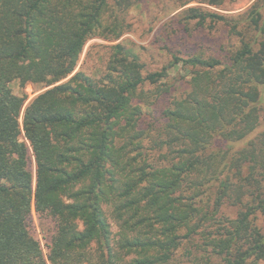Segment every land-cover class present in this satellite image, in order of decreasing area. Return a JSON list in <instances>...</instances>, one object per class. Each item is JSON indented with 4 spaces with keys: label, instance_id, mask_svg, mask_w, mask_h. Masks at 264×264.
I'll list each match as a JSON object with an SVG mask.
<instances>
[{
    "label": "trees",
    "instance_id": "trees-1",
    "mask_svg": "<svg viewBox=\"0 0 264 264\" xmlns=\"http://www.w3.org/2000/svg\"><path fill=\"white\" fill-rule=\"evenodd\" d=\"M131 4L0 0V264L264 259V130L246 140L259 125L264 86L259 8L251 7L247 35L224 60L174 57L143 76L142 63L118 43L104 46L100 76L75 71L89 39L117 40L128 31ZM209 17L225 19L182 10L184 21ZM177 67L190 74L186 90L162 121L144 126L147 99L171 91L162 81ZM12 81L39 92L25 104ZM225 207L236 210L234 218L221 214ZM32 211L41 229L42 219L53 225L41 233L46 254L30 232Z\"/></svg>",
    "mask_w": 264,
    "mask_h": 264
},
{
    "label": "rangeland",
    "instance_id": "rangeland-1",
    "mask_svg": "<svg viewBox=\"0 0 264 264\" xmlns=\"http://www.w3.org/2000/svg\"><path fill=\"white\" fill-rule=\"evenodd\" d=\"M131 1L132 4L127 14V22L130 24L128 31L117 40L111 38L107 40L102 38L89 39L79 56L75 71L80 69L95 78L100 76L107 59V50L104 46L118 43H121L142 63L143 76L160 71L163 67L168 66L174 57L186 59L198 55L201 57L214 56L224 60L227 55L239 48L241 37L247 35L249 22H247L246 18L253 5L259 8V24L264 27V0ZM107 2L111 3L112 0H107ZM211 2L218 3V5L210 4ZM184 3H187L185 7L180 8ZM187 7H196L203 12L223 16L225 19L218 20L215 17H209L202 23L197 20L184 21L182 19V10ZM234 25L237 34L232 31V26ZM254 34H257L260 39L261 36L258 35V32L251 31L248 33L249 36ZM168 75V80L162 82H166L167 85L173 87L168 94L163 95L159 99H154V97L147 99L149 105L143 107L144 115L142 121L144 126L162 121L160 118L164 108L167 107L172 98L180 95L187 88L186 81L190 79V74L187 70L181 67L173 68ZM9 87L13 94L27 97L25 104L39 92V87L30 85L22 89L18 81H12ZM142 89L144 92H151L153 87L146 84ZM258 91L260 97V122L255 131L246 140L252 139L264 130V86H259ZM135 102L137 101L135 100ZM240 144L235 145V148L239 147ZM29 165L34 176V159L31 154ZM103 210L110 224L112 236H115L118 229L110 218V208L104 205ZM221 214L234 218L236 210L225 207L222 208ZM46 221L42 219L44 230L41 229L39 224L41 220L36 219V217L30 227L31 234L38 240L42 238L41 233L48 234L53 228V225H48ZM257 225H262L260 218L257 221ZM43 245V250L46 252L44 241ZM258 264H264V259Z\"/></svg>",
    "mask_w": 264,
    "mask_h": 264
},
{
    "label": "built area",
    "instance_id": "built-area-1",
    "mask_svg": "<svg viewBox=\"0 0 264 264\" xmlns=\"http://www.w3.org/2000/svg\"><path fill=\"white\" fill-rule=\"evenodd\" d=\"M32 218H33V220H35V214H34L33 211H32ZM39 241H40V244H41V248L43 250V247H44L43 240L41 238H39ZM43 253H46L45 250H43Z\"/></svg>",
    "mask_w": 264,
    "mask_h": 264
}]
</instances>
